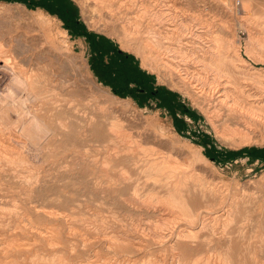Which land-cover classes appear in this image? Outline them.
Listing matches in <instances>:
<instances>
[{
  "label": "rangeland",
  "instance_id": "1",
  "mask_svg": "<svg viewBox=\"0 0 264 264\" xmlns=\"http://www.w3.org/2000/svg\"><path fill=\"white\" fill-rule=\"evenodd\" d=\"M31 1L0 0V264H264L261 137L219 138L218 95L145 68L92 2L66 0V25ZM153 1L196 26V47L219 39L227 87L264 105V0ZM101 53L106 64L127 55L151 90L116 93ZM12 66L36 82L31 98ZM21 99L38 113V144L6 132L24 116Z\"/></svg>",
  "mask_w": 264,
  "mask_h": 264
},
{
  "label": "bare ground",
  "instance_id": "2",
  "mask_svg": "<svg viewBox=\"0 0 264 264\" xmlns=\"http://www.w3.org/2000/svg\"><path fill=\"white\" fill-rule=\"evenodd\" d=\"M87 1L92 2L95 5V9L101 10L104 17L109 20L112 34L134 45V50L139 57H142L145 68L150 69L151 72L166 71L170 76L178 75L180 83L183 84L181 87H191L187 80H192L205 90L203 92L205 96L218 95L215 111L220 115L223 111L224 113L226 112V119L222 126L215 127L219 138H226L223 140L231 142L233 145L259 142L258 137H261L264 141V132L261 135H257L254 131L255 127H261L264 131V105L258 106L256 102L251 104L241 101L240 98L244 94L239 91L237 96H235L232 88L227 87L232 85V76L230 75L231 72L224 68V57L222 56L224 45L219 39L213 38L208 46L196 47L197 41L203 35L199 34L198 30L195 29L196 26H190L187 23L178 21V14L155 9L157 3L152 2V0ZM250 15V11L241 14L243 17H250ZM43 24L48 25L49 22L45 21ZM190 43L192 44L191 46ZM198 53L200 54L196 55ZM12 71L14 74L13 83L25 86V90L22 92H25L31 98L35 94L36 82L32 81L26 74L16 71V68H13ZM258 73L260 71H257L252 76ZM171 85L178 86L177 84L173 85V81ZM220 85L226 86L223 90H220L218 88ZM208 91L213 92V95H206ZM230 98H233L232 102L229 101ZM20 103L25 109L24 116L18 119L10 128L11 132H6L9 134L10 139L15 136V131L25 141L38 144L39 142L32 131L36 124L35 121L38 120V113L30 111L31 109L27 107L26 100L21 99ZM231 119L233 121L239 120V122L230 123ZM28 120L29 122H27ZM0 127L2 126L0 125ZM6 141L0 139V146L6 147L9 144ZM22 142L21 144H25V142ZM5 156L7 157V155ZM198 157L208 161L202 154L198 155ZM15 166L17 165L15 164ZM189 237L193 238L194 235L190 234Z\"/></svg>",
  "mask_w": 264,
  "mask_h": 264
},
{
  "label": "trees",
  "instance_id": "3",
  "mask_svg": "<svg viewBox=\"0 0 264 264\" xmlns=\"http://www.w3.org/2000/svg\"><path fill=\"white\" fill-rule=\"evenodd\" d=\"M30 4L33 8L43 7L53 14L64 17V19L68 22L66 25L70 24L69 22L72 20L71 18L65 17L68 14L70 15L66 0H32ZM74 24H76V27H81L80 24L76 22H74ZM99 40H101V37ZM104 58L105 53H101V80L105 84L110 85L116 93L120 95L133 94V91L130 90L131 84H137L141 86L142 91L140 95L142 96L146 95V90H151V85L148 82L141 81V71H139L135 66L133 68L127 65L125 62V59L129 58L127 55L119 53L116 58H121L123 60H109V63L107 64L105 63ZM232 155L233 154L230 156Z\"/></svg>",
  "mask_w": 264,
  "mask_h": 264
}]
</instances>
